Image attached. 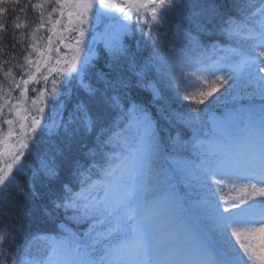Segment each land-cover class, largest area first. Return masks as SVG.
<instances>
[{
    "label": "snow or ice",
    "instance_id": "6c2138e0",
    "mask_svg": "<svg viewBox=\"0 0 264 264\" xmlns=\"http://www.w3.org/2000/svg\"><path fill=\"white\" fill-rule=\"evenodd\" d=\"M183 7L178 0H0V45L6 34L13 48L27 41L23 62L3 73L11 87L5 92L0 83V123L8 126L7 133L0 128V193L14 187L26 195L13 170L28 167L22 158L37 134L52 149L38 153V167L30 169L32 193L37 178L60 184L41 209L51 231L16 245L15 229L0 225V264H264V0H234L232 14L215 0H198L187 16L181 11L180 24L170 25L168 14ZM29 11L38 12L31 23ZM90 23L104 30L86 44ZM137 31L147 37L143 50L141 41L135 49L125 42ZM204 37L221 39L209 44ZM178 41L183 46L176 48ZM97 42L111 57L107 71L92 63ZM33 53L40 59L33 62ZM6 63L0 61V70ZM13 67L27 79L17 82ZM42 67L45 87L33 89L27 107L28 86ZM124 72L150 88L154 99L164 88L186 86L183 99L195 107L164 118L188 129L189 139L178 133L162 145L147 111L127 97ZM74 82L87 98L69 103ZM15 89L19 98L12 103ZM224 97L246 103L208 117ZM81 133L94 134L93 143L82 158L71 159L68 178L61 179L58 161L76 149ZM166 152L176 154L174 173L198 189L199 199L187 208L168 172L155 167ZM229 184L236 195L218 201L216 190ZM6 203L0 196V207ZM33 240L41 242L35 251Z\"/></svg>",
    "mask_w": 264,
    "mask_h": 264
},
{
    "label": "trees",
    "instance_id": "16d2710c",
    "mask_svg": "<svg viewBox=\"0 0 264 264\" xmlns=\"http://www.w3.org/2000/svg\"><path fill=\"white\" fill-rule=\"evenodd\" d=\"M24 3H36L41 2V0H22ZM179 3L184 5L183 9H177L168 14V22L170 25L175 26L176 24H180L182 21L181 11L183 14L187 16L193 9L192 5L197 3L198 0H178ZM202 2V0H200ZM216 5L220 8L222 12L234 13V9L232 7L234 0H215ZM5 7H11L10 5H5ZM50 6H46V12L50 11ZM58 15V13L53 14V18ZM12 16L13 13L9 11L4 18V22L7 25V32L10 34L12 32ZM38 16V12L29 11L28 20L31 23L35 17ZM142 24V23H141ZM47 27V25H46ZM143 31L146 33L148 31L147 27L144 26ZM46 34H44L43 30L40 35L47 36L48 33L45 30ZM74 35V34H73ZM171 39V34H169V40ZM221 38L219 37H204V40L211 44L213 42H217ZM147 40V37L141 38V33L137 31L134 35L128 36L126 38V43L133 49L136 48L137 41H141V49L145 48L144 41ZM12 41L10 39V35H5L3 45H0V48L3 50L0 51V61H8V63L4 64L3 70H0V83L4 85V91L6 92L10 84L5 80L3 73L8 70L12 65L20 62L22 63L23 55L27 53L23 50L26 47L27 41L24 44L17 43L15 48L11 46ZM150 47V43L148 45ZM182 42H177L174 47L179 48L182 47ZM15 56V60L12 57ZM31 59L33 62L40 59L38 53H33ZM111 57L104 49L102 45H98V48L95 49V55L93 56L92 63L95 64L96 68L103 69L107 71L105 65L111 63ZM54 65L55 59L51 61ZM42 69H47L43 68ZM13 72L15 74V78L17 82L21 80V78L26 79L27 75L21 72L20 69L13 67ZM35 71V68L32 69ZM125 77L129 81V88L124 90L129 99L133 100L137 105L143 108L151 119L153 120L156 128L158 129V136L163 144H168L172 137H175L178 133H180L184 139H189V130L185 129L182 125L175 123V121L169 122V120L164 117L170 111H188L195 107V105L191 104L189 101L183 99L185 85L181 84L177 88H164L161 92V99H154L152 95V91L150 88L146 87L145 84H140L136 82V78L132 76L129 72H124ZM56 76L55 73L49 77L47 82V88L50 90L52 87L51 80ZM41 84L38 89L44 88L45 83L41 80ZM147 83V81L145 82ZM188 91H196L194 88H187ZM19 89H15L12 91L13 100L19 98ZM65 89L61 87V92H64ZM223 91V89H221ZM36 92L32 91L29 88L28 97L29 100L34 98ZM219 95V94H217ZM87 94L83 92V90L76 91L75 82L73 87V95L69 99V103L74 102L77 99H86ZM59 99H68L64 96H60ZM226 101V103L224 102ZM51 99H49V104ZM207 103V102H206ZM241 103L240 101H233L229 97L222 98V102L215 104L209 111L208 117L215 115L217 117L221 116L227 110H231L233 105L239 107ZM203 108V105L200 106ZM50 107H45V117L49 115ZM7 109H5V113ZM94 139V134L81 133L79 137H77L76 149L72 152H65L66 159L58 161L60 164V175L61 179L68 178L69 166L71 159L76 155H81L91 147ZM51 150L52 145L46 142V138L37 134L35 137V142H30V148L26 151V155L23 158V162L28 167H26L22 172L15 170L13 172V176L16 178V181L23 185L24 193L26 195L18 194L14 187H9L6 189L5 193H0V196L7 197V203L4 207H0V225L6 224L9 228L15 229L16 236V245H20L23 242L27 241L33 233H43L51 231V226L45 222V218L42 215L41 209L44 205L48 204L50 198L54 191H57L60 187L59 182H53L51 185L44 181L42 178H37L35 181L36 194L33 195L31 183L28 180V175L30 174V169H34L38 167V153L43 152L44 150ZM175 153H164L163 156L157 158L155 162V167L158 171L163 170L168 172L169 182L175 186V193L178 200L182 203V205L187 208L191 202L199 199L198 189L194 186V181L191 182L193 186H189V181L185 179V177L179 173L175 172V164L173 163L172 157H175ZM179 158L188 159L194 158V154L190 157L189 154L181 153ZM163 179V177H161ZM217 200L219 201L220 196H235L236 193L231 191L230 184L228 186H222V190H216ZM28 210L30 215H22V211ZM234 241V238H233ZM33 250H37L41 247V242L38 240L32 241ZM238 247V245H237ZM5 251H7V246L5 247ZM15 248H13L12 252L9 253V256H14ZM6 264H11V261H7Z\"/></svg>",
    "mask_w": 264,
    "mask_h": 264
},
{
    "label": "rangeland",
    "instance_id": "374dc122",
    "mask_svg": "<svg viewBox=\"0 0 264 264\" xmlns=\"http://www.w3.org/2000/svg\"><path fill=\"white\" fill-rule=\"evenodd\" d=\"M117 15H119V13H117ZM135 23V20H133V24ZM141 23H143V22H141ZM88 29H89V32H88V34H86V36H85V41L87 42V43H89L90 41H91V37H92V34H94V32H102L103 30H104V25L103 24H101L100 26H99V28L98 27H94V25H93V27H90V24L88 25ZM43 32H44V34H46V32H45V30H43ZM127 38V37H126ZM126 38H125V42H126ZM97 45H102L103 46V43L102 42H97L94 46V50L96 49V47H97ZM60 51H61V53H64V52H66L67 51V49H65L63 46H61V49H60ZM69 55H70V53H69ZM52 56L53 57H55L56 56V53H55V51L52 53ZM47 71V69H42L41 68V72L40 73H36V75H37V80L36 81H33L32 83H30L29 84V86H28V88H30V89H32V91H33V89H38L39 88V85L41 84V74L42 73H44V72H46ZM35 72V71H34ZM52 76V75H51ZM51 76H49V77H51ZM27 79V78H26ZM36 96V95H35ZM12 103H15V100L12 102ZM50 104H51V102H50ZM27 107H31V100H28V102H27V105H26ZM5 116L7 117V118H9V119H13L14 117H13V115H10V114H8V112H6L5 113ZM0 128H3V131L5 132V133H7V130H8V126L6 125V124H3V123H0ZM14 130L17 132V133H19V125L18 124H15L14 125ZM15 139H16V137H13L12 138V142H14L15 141ZM27 151V150H26ZM22 161H23V158H22ZM16 170V168H14V170H13V172Z\"/></svg>",
    "mask_w": 264,
    "mask_h": 264
}]
</instances>
